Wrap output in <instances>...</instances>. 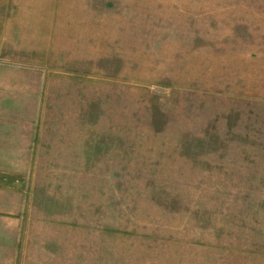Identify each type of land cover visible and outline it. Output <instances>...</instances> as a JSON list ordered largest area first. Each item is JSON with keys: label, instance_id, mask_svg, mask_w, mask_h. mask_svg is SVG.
<instances>
[{"label": "rangeland", "instance_id": "374dc122", "mask_svg": "<svg viewBox=\"0 0 264 264\" xmlns=\"http://www.w3.org/2000/svg\"><path fill=\"white\" fill-rule=\"evenodd\" d=\"M70 2L0 24V264H264V0Z\"/></svg>", "mask_w": 264, "mask_h": 264}, {"label": "crops", "instance_id": "0c3cea01", "mask_svg": "<svg viewBox=\"0 0 264 264\" xmlns=\"http://www.w3.org/2000/svg\"><path fill=\"white\" fill-rule=\"evenodd\" d=\"M57 6L60 7V10L65 11V12H67V10L69 9H72L70 0H0V24L6 25L5 31L6 30L9 31L8 29L9 24L16 25V27L13 28L12 30H15L18 32V40L23 42L20 45L21 47H25L27 46L25 42H30L31 40L38 38L36 34L39 33V31L38 29H36V32H35L34 26L42 23L41 17H46L48 15H51V13L53 15L54 12H52V10H55V7ZM10 9H14L17 11L12 18L9 17ZM47 23H49V21ZM0 46L2 47L3 45H0ZM2 124H3V121L0 120V144L4 143L7 145V143L9 142L7 141V139L2 138V136L8 135L9 128L8 127L4 128ZM8 149L9 147L5 146L4 148L5 152L3 154V151L0 148V160L8 159V154H6ZM21 184L22 186L20 187L21 188L20 191L17 188L15 191H7L5 188L2 187L3 184H2V177L0 173V215L2 213H7L5 212L7 210H3L5 208L2 207L3 204L1 200H2L3 195L7 196L9 192L13 195L16 194V196L20 197V209H19V203H17L16 205L18 207L16 206V210L15 211L13 210L11 214L13 215V217H16L17 223L19 222V219H18L19 213H22L24 211V181H23V178L21 179Z\"/></svg>", "mask_w": 264, "mask_h": 264}]
</instances>
